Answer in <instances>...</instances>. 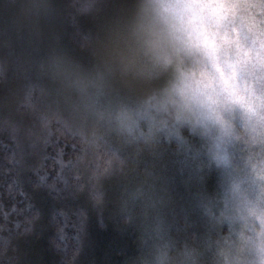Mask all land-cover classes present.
I'll return each instance as SVG.
<instances>
[{
	"label": "clouds",
	"instance_id": "1",
	"mask_svg": "<svg viewBox=\"0 0 264 264\" xmlns=\"http://www.w3.org/2000/svg\"><path fill=\"white\" fill-rule=\"evenodd\" d=\"M0 161V264H264V0H0Z\"/></svg>",
	"mask_w": 264,
	"mask_h": 264
},
{
	"label": "trees",
	"instance_id": "2",
	"mask_svg": "<svg viewBox=\"0 0 264 264\" xmlns=\"http://www.w3.org/2000/svg\"><path fill=\"white\" fill-rule=\"evenodd\" d=\"M0 163H3L6 167H11V165H8L6 161H0ZM29 163H31V161H25L21 166L23 168V170L21 171V183L14 188L11 194L5 191V189L7 188V183H3V185L0 186V201H2L4 205L3 212H8L13 204L17 201L19 202L17 206L22 207L24 206V204L29 202L30 197H33V192L30 185V178L32 177V173L27 168V164ZM4 180L5 178L3 176H0V181ZM34 198L40 201L45 210L49 208L50 202L47 199H43L38 196Z\"/></svg>",
	"mask_w": 264,
	"mask_h": 264
}]
</instances>
